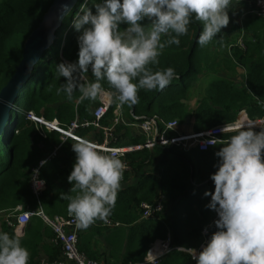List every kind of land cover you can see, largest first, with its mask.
Listing matches in <instances>:
<instances>
[{
  "label": "trees",
  "instance_id": "trees-1",
  "mask_svg": "<svg viewBox=\"0 0 264 264\" xmlns=\"http://www.w3.org/2000/svg\"><path fill=\"white\" fill-rule=\"evenodd\" d=\"M53 1L0 0V90L14 74L26 39L38 26ZM84 3L85 0H78L62 25L55 30L51 44L35 62L29 78L14 100L9 120L0 135V213L12 211L18 206L23 210H34L40 203L45 213L50 216L69 214L68 200L62 199L61 194H69L72 187L67 179L76 160L72 143L65 142L62 146L63 155L41 169L40 177L47 188L37 198L30 189L29 169L60 142V137L56 132L48 133L47 138L39 136L35 125L27 118V113L33 112L48 120L57 118L61 124L70 123L75 112L90 117L89 107L95 100L80 102L75 110L74 101L79 93L75 94L73 100H69L59 91L61 83L65 81L56 71V65L60 62H74L78 59L79 33L73 27V19ZM87 7L95 11L93 0H87ZM123 27L121 26V30ZM239 27L240 33H244V48L232 46L231 58H222V68L236 66L243 69L244 87H238L233 79L217 73L215 68L218 63L215 57L209 56L198 43L202 23L193 19L187 35L179 38L180 45L166 47L158 58L159 64L150 65L154 71L174 68L176 79L163 90L141 89L138 93L139 103L132 106L125 104L122 106L123 111L139 116L157 114L167 120L176 119L180 124L191 118L192 131L195 132L235 122L242 110L250 119H262L264 21L247 16L240 22ZM245 35H250L254 40L245 39ZM212 42L223 45L227 39L221 32ZM210 71L217 76L206 84L198 104L189 108L188 94L192 83L200 75ZM90 77L94 80L91 72ZM104 87L108 89L106 82ZM113 109L114 105L107 112L103 123L106 124L113 116ZM254 130L260 131V128L256 127ZM232 134L234 133L222 134L221 138L226 139ZM220 147L217 144L205 151L196 148L183 151L175 146H167L156 148L154 152L142 150L128 154L133 173H141V177L136 186L118 193L115 207L108 218L130 226L127 231L115 230L105 237L110 248L111 264H140L150 246L156 240H165L168 236L172 247L192 249L203 244L202 231L205 228L210 238L217 230L215 220L218 216L215 211L206 207L211 197L204 193L214 191L211 174L216 171L214 165L219 158L215 153ZM154 155H160L156 167L158 177L144 171ZM60 160L62 162L58 164ZM125 177L124 173L123 178ZM159 193L165 196V211L159 212L154 219L139 222L141 204L153 203ZM98 221L100 220L96 222ZM1 231L21 238L22 246L30 253L29 264H39L43 258L52 262L61 255L60 248L51 242V229L37 216L31 218L22 235L15 234L5 223ZM80 250L86 252L88 258L97 260L87 241L81 244ZM160 264H196V261L185 250L174 249Z\"/></svg>",
  "mask_w": 264,
  "mask_h": 264
},
{
  "label": "clouds",
  "instance_id": "clouds-1",
  "mask_svg": "<svg viewBox=\"0 0 264 264\" xmlns=\"http://www.w3.org/2000/svg\"><path fill=\"white\" fill-rule=\"evenodd\" d=\"M232 5L233 0H93V12L85 0L73 19L78 59L56 65L65 81L59 91L69 100L79 93L78 102L108 95L121 106L135 105L141 89L163 90L176 79L174 68L154 71L150 65L159 64L166 47L180 45L193 19L202 23L198 43L205 47L229 25ZM256 126L225 125L221 132L234 134L208 141L221 145L211 174L214 191L204 193L211 197L206 207L218 216L217 230L199 253L185 248L196 264H264V127L255 131ZM72 150L76 160L67 179L75 195L61 197L77 227L86 230L97 220L108 221L127 165L87 138H77ZM38 175L34 169L33 179ZM29 258L20 237L0 231V264H29Z\"/></svg>",
  "mask_w": 264,
  "mask_h": 264
},
{
  "label": "built area",
  "instance_id": "built-area-1",
  "mask_svg": "<svg viewBox=\"0 0 264 264\" xmlns=\"http://www.w3.org/2000/svg\"><path fill=\"white\" fill-rule=\"evenodd\" d=\"M244 3V7L240 8L242 14L240 18L250 16L264 21V0H237ZM244 33L241 32L237 41L231 46L238 45L244 48L243 43ZM64 62H70L64 60ZM91 80L90 72L87 74ZM75 110L80 102L74 101ZM114 105L113 116L108 119L105 124L107 112ZM264 109V105H263ZM90 117L81 116L75 112L74 118L68 124H61L57 118L48 120L43 116H37L33 112L27 113V118L33 122L36 127V132L42 138H47L48 133L56 132L59 134L60 142L55 144L52 149L41 157L37 163L29 169V184L32 193L38 198L47 188L45 181L40 177L41 161L47 160L48 163L58 159L62 153V146L65 142L70 141L75 143L77 138L83 137L94 141L98 147L106 152L117 153L126 163L125 172L132 173L128 154L135 151L148 150L154 152L156 148L167 146H175L183 151L198 149L205 151L214 145L208 143L211 139H222L221 129L227 125L229 128L236 127L239 124L258 125L256 127H264V117L262 119H250L242 110L237 117V120L232 123H224L203 131H184L180 128V123L176 119L167 120L157 114L150 116H139L131 113L127 116L123 112L122 106L114 98L105 95L98 97L89 107ZM118 127L134 129L142 139L131 140L124 142L122 137L117 134ZM255 127V128H256ZM47 163V164H48ZM46 164V165H47ZM150 163H147L146 167ZM39 168V175L36 180H43L42 186L36 183L33 179V170ZM165 196L158 194L153 203L141 204V219H149L156 217L159 212L165 211ZM33 216L39 217L46 227H49L53 233L51 242L61 250V255L55 261H48L46 258L41 259L39 264H111L107 260H93L79 249L78 233L80 228L77 227V222L73 215L66 216H50L45 213L40 203L34 210H23L21 206L9 211L5 223L17 235H22L25 226L30 222ZM101 225L106 229L113 230L124 226V224L108 219L107 222L102 221ZM204 242L195 249L197 253L201 251V247L206 245L209 237L208 230L203 231ZM174 249L185 250L181 247H172L171 239L168 236L165 240H156L149 248L144 260V264H160L162 260ZM193 259V258H192ZM194 260V259H193Z\"/></svg>",
  "mask_w": 264,
  "mask_h": 264
},
{
  "label": "water",
  "instance_id": "water-1",
  "mask_svg": "<svg viewBox=\"0 0 264 264\" xmlns=\"http://www.w3.org/2000/svg\"><path fill=\"white\" fill-rule=\"evenodd\" d=\"M77 2L78 0H54L38 26L26 39L21 60L14 74L0 90V135L9 120L19 89L29 78L35 62L51 44L55 37V30L62 25L65 17Z\"/></svg>",
  "mask_w": 264,
  "mask_h": 264
},
{
  "label": "crops",
  "instance_id": "crops-1",
  "mask_svg": "<svg viewBox=\"0 0 264 264\" xmlns=\"http://www.w3.org/2000/svg\"><path fill=\"white\" fill-rule=\"evenodd\" d=\"M239 72H240V70H239ZM244 73L245 72L243 70V74ZM205 76H207V75H202V76L200 75L199 78L192 83V86L190 87L189 94H188V107L189 108H194L198 104L199 100L203 97V91H204V88H205L206 85H204L203 90H201L198 84L201 83L202 80H204L202 78H205ZM206 78H210V77H206ZM231 79H233V78H231ZM243 79H244V75H243ZM210 80L211 79H209L206 82L208 83ZM241 87H244V84ZM54 107H56V105H54ZM124 114L127 115V116H130L131 112L129 114H126L124 112ZM180 128L182 130H184V131L192 130L193 129L192 128V119L191 118H187L184 123L180 124ZM120 133H121V135H119V136L122 137L124 142H128V141H131V140L142 139V137L139 136L138 132L136 130H134V129H128V128H124L123 129V127L122 128L118 127L117 134H120ZM62 155H63V153H61L60 157ZM159 158H160V155H154V157L152 159V162H150V164L146 167V169H144V171L145 172H151L156 177H158V172L156 170L157 169L156 167H157V162H158ZM61 162H62L61 160L58 161V164H61ZM124 173H125L126 177L122 178V180L120 182L121 183V188H120L119 192L125 191V190L129 189L130 187L136 186L139 183V180H140V177H141V173H138V174H136V173L134 174L133 172L132 173L124 172ZM169 209H170V206L167 207V211H169ZM149 219H154V218H149ZM149 219H141L140 218L139 222H142V221H145V220H149ZM101 222L100 221L95 222L94 224H92L86 230H84V229H80L79 230V233H78V247L80 249L81 244H83L84 241H87L89 243L90 251L95 256H97V260L104 259V260H107L108 262H111L112 258L110 257V254H109L110 248H109L108 244L105 241V237L108 234H110L111 232L115 231V230L117 231V230H120V229H124V230L127 231L128 229H130V226L124 224V226H122V227H119V228H116V229H113V230H109V229H106L105 227H103L101 225ZM3 226H4V224L2 225L1 230L3 229ZM99 229H100V231H99ZM102 248H106V251L102 252ZM84 253L87 255L86 252H84ZM41 257H44V254H41ZM145 257H144L143 261L140 264H144L143 262L145 260Z\"/></svg>",
  "mask_w": 264,
  "mask_h": 264
},
{
  "label": "rangeland",
  "instance_id": "rangeland-1",
  "mask_svg": "<svg viewBox=\"0 0 264 264\" xmlns=\"http://www.w3.org/2000/svg\"><path fill=\"white\" fill-rule=\"evenodd\" d=\"M239 2L237 0H233V5L230 8L229 16H230V22L229 25L222 29V33L224 34V37L227 39V42H225L223 45H215L214 42L209 43L207 46L203 47L207 54L211 57H215V61L218 63V66L215 68L217 70V73L219 75H226L227 77L233 78L235 84L239 87L243 86L244 79L243 75L245 76V73L243 74V70L236 66H231L230 68L223 69L224 66L223 63V57L231 58V52H232V44L235 43L238 39V36L240 34L239 26L240 22L243 21L244 18H240V8L241 4H238ZM253 39L250 35H245V39ZM254 40V39H253ZM240 70V72H239ZM204 75L205 78H202L201 83H199V87L201 90H203L204 85H206V81L209 79H213L216 77V73L213 71L208 72ZM202 76V75H201ZM210 77V78H206ZM8 211L1 212L0 213V230L2 228V225L5 223V219L8 215ZM106 251V248H102V252Z\"/></svg>",
  "mask_w": 264,
  "mask_h": 264
}]
</instances>
